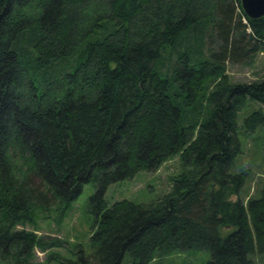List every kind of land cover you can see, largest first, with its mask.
I'll return each mask as SVG.
<instances>
[{"label": "trees", "instance_id": "trees-1", "mask_svg": "<svg viewBox=\"0 0 264 264\" xmlns=\"http://www.w3.org/2000/svg\"><path fill=\"white\" fill-rule=\"evenodd\" d=\"M260 53L264 16L241 0H0V264H162L196 251L257 264L264 190L246 196L248 173L233 167L241 131L264 127V75L228 70ZM175 157L180 171L153 201L104 198ZM86 183L87 241L37 234Z\"/></svg>", "mask_w": 264, "mask_h": 264}, {"label": "rangeland", "instance_id": "rangeland-1", "mask_svg": "<svg viewBox=\"0 0 264 264\" xmlns=\"http://www.w3.org/2000/svg\"><path fill=\"white\" fill-rule=\"evenodd\" d=\"M246 22V20H244ZM228 73L235 81H248L264 75V53H260L256 63L252 66L242 67L229 65ZM247 107L241 115L239 126L242 128L244 116L253 108ZM242 151L238 154L233 167L234 172L246 171L248 173L245 184V195L259 194L264 190V127L257 128L256 132L246 134L241 131ZM181 167L179 157L165 162L159 169L139 171L132 178L110 184L104 198L108 203L120 199H128L134 202H150L165 193L170 187V177ZM180 171V170H179ZM244 171V172H245ZM92 183L83 185L81 193L72 202L71 210L60 224L47 220L39 221L37 234H49L67 238L71 241H87L91 226V218L88 213L87 201L93 193ZM237 199L236 196L232 197ZM38 259L43 258V253L36 249ZM209 254L206 251H196L191 254H173L162 259V264H207ZM126 255L121 264H128ZM160 261V260H159ZM154 261L150 264H158ZM257 264H264V256H256ZM161 264V261H160Z\"/></svg>", "mask_w": 264, "mask_h": 264}, {"label": "water", "instance_id": "water-1", "mask_svg": "<svg viewBox=\"0 0 264 264\" xmlns=\"http://www.w3.org/2000/svg\"><path fill=\"white\" fill-rule=\"evenodd\" d=\"M245 13L250 18H260L264 16V0H241Z\"/></svg>", "mask_w": 264, "mask_h": 264}]
</instances>
